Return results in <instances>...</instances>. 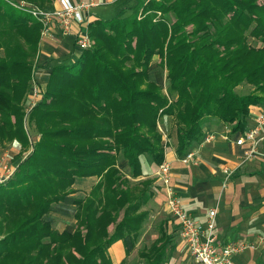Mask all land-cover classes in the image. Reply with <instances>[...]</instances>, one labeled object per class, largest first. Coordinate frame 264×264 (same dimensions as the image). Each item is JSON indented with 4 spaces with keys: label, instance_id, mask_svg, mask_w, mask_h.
I'll use <instances>...</instances> for the list:
<instances>
[{
    "label": "trees",
    "instance_id": "16d2710c",
    "mask_svg": "<svg viewBox=\"0 0 264 264\" xmlns=\"http://www.w3.org/2000/svg\"><path fill=\"white\" fill-rule=\"evenodd\" d=\"M39 31L0 0V145L31 148L0 185V264H113L110 246H135L149 216L155 181L132 180L141 155L164 161L161 118H171L181 158L201 142L205 123L243 131L250 109L264 106V0H115L111 18L87 24L90 49L45 66L46 83L26 111ZM155 56L166 94L148 78ZM244 85L250 90L237 92ZM92 177L73 200V232H58L47 221L52 206L76 193L75 180ZM168 230L164 222L137 250L141 264L166 261Z\"/></svg>",
    "mask_w": 264,
    "mask_h": 264
},
{
    "label": "crops",
    "instance_id": "0c3cea01",
    "mask_svg": "<svg viewBox=\"0 0 264 264\" xmlns=\"http://www.w3.org/2000/svg\"><path fill=\"white\" fill-rule=\"evenodd\" d=\"M71 1L73 4L96 3L98 7L91 9V12L98 18L104 19L101 17L103 14L99 15L101 14L99 13V7L111 4L115 0ZM52 7H58V0ZM37 52L36 63L39 67L36 69L34 79L38 86H43L49 74V70L45 66L49 62L54 63L63 60L70 53L76 55L80 51L76 50L72 36L63 37L58 27L53 25L52 39H42L40 37ZM148 76L150 78L149 71ZM29 103L27 95L24 102L25 110L29 107ZM260 110H264V106L252 107L246 120L245 129L236 133H231L228 127L216 120L205 123L203 137L212 134L215 135V139L208 144H202L201 140L190 150L195 153L197 164L186 166L181 163L179 156L176 154L177 140L175 134L173 138H163L165 144L164 161L168 162L171 167V187L183 203L184 211L198 220L199 223L204 224L207 210L210 208L216 209L215 234L220 244L237 241L247 244L248 247L244 252L232 257L235 264H264V125L259 133V136L263 139L252 158L244 159L245 152L250 148L248 143H244L242 146L235 145L236 139L253 127L254 120ZM160 121L158 125L160 133L167 134L170 132L171 118L165 116ZM25 156H27V150L21 152V145L16 140L3 142L0 145V157H6L15 167ZM139 159L141 176L132 181L136 183L147 179L154 180L158 166L152 162L147 154L141 155ZM119 165L121 167L119 169L127 175L129 170L126 162L121 160ZM224 170L231 172L227 180H225ZM96 181L97 179L94 177L75 180L73 185L76 190L75 194L83 193L85 195ZM154 184L157 188L152 189L153 197L151 200L164 203L165 210L169 214L163 187L159 188L161 186L159 182H154ZM78 190H84V192ZM65 200L66 198L62 203L54 205L49 214L54 215L52 212L67 214L69 209L64 204L68 201ZM74 212H72V225L75 223L73 219ZM47 221H49L48 218ZM172 222L178 229L176 221L173 219ZM163 223L160 222L156 228L157 236L158 228ZM166 225L168 227L167 222ZM73 230L74 226L67 229L64 227L57 229L60 233L64 231L71 233ZM127 242L129 240L126 243L118 241L108 249L107 254L113 264H119L125 260L127 253L125 248L129 244ZM234 257L235 259L239 258L234 260Z\"/></svg>",
    "mask_w": 264,
    "mask_h": 264
},
{
    "label": "built area",
    "instance_id": "2783aa9c",
    "mask_svg": "<svg viewBox=\"0 0 264 264\" xmlns=\"http://www.w3.org/2000/svg\"><path fill=\"white\" fill-rule=\"evenodd\" d=\"M6 2L16 10L33 18L40 25V37L42 39H52V29L53 25H55L63 37H73L75 48L78 51H85L91 48L92 40L87 32V24L93 20L90 10L98 7L96 3L73 4L71 0H58L57 8L47 10L24 1L12 2L6 0ZM83 24L86 25L85 32L82 30ZM39 94V86L35 79L32 78L31 89L28 94L30 103L26 111H29L36 104ZM263 125L264 110H260L255 118L253 127L236 139V146H242L244 143L250 145V148L245 152V160L254 156L259 143L262 141L263 138L259 136V132ZM214 139L215 135H205L202 139V144L211 143ZM180 161L186 166L198 163L193 151H189L182 156ZM16 170L17 167H10L0 157V185L10 181ZM223 172L226 177L225 180H227L231 172L225 170ZM154 176L164 189L168 212L176 221L180 240L186 246L195 264H235L232 257L244 252L248 246L238 242L220 244L215 234L216 209H209L205 223H199L198 220L184 211L183 203L175 195L171 187L170 164L163 161L157 167Z\"/></svg>",
    "mask_w": 264,
    "mask_h": 264
},
{
    "label": "rangeland",
    "instance_id": "374dc122",
    "mask_svg": "<svg viewBox=\"0 0 264 264\" xmlns=\"http://www.w3.org/2000/svg\"><path fill=\"white\" fill-rule=\"evenodd\" d=\"M13 1L17 2V0H13ZM24 1L29 2L31 4H35L37 6L40 5L42 7H51L57 0H24ZM16 11H18V10H16ZM18 12H20V11H18ZM20 13H22V12H20ZM99 13H101V14H99L100 16L103 14L101 17L104 19L111 18L112 14H113V3L100 6L99 7ZM22 14H24V13H22ZM90 14L93 16L92 19H94L95 17H98V16H95V14H93L92 12H90ZM24 15H26V14H24ZM26 16H28V15H26ZM30 19L35 22V20L33 18L30 17ZM85 27H86V25L83 24L82 25L83 32H85ZM250 43L252 45H254V42L250 41ZM92 45H93V41H92ZM76 50H77V48H76ZM37 56H38V52L36 51L34 54L33 60H32V65H33L32 66L33 67L32 68L33 69L32 76H33V78H35V75H36L37 67L35 68L34 65H36ZM158 61H159L158 57L155 56L152 60V65H151L152 67H150V70H149L150 78H149V76H148V78L150 81H154L156 84H158L162 88L163 93L166 94L165 92H166V89L168 86V83L166 81V72H165V70H163L157 66ZM30 89H31V83H30ZM249 90H250V88L248 86L244 85V86L239 87L237 89V92H239L240 94H245ZM170 127H171V130L167 134H164L163 132H161L162 136L164 135V137H163L164 139L173 138V135L175 134V127L173 125L172 120L170 123ZM26 129L28 130V127H26ZM158 130H159V127H158ZM28 131L30 133V137H29L30 140L29 141L32 142V140L35 139V137H36V133L33 132L32 128L29 129ZM159 132H160V130H159ZM30 149L31 148L27 149V154L30 152ZM2 159L10 167L14 166L11 162L8 161L9 159H7L6 157H4ZM22 160L23 159H21L17 164H20V162ZM120 162H121V160L118 163V167L121 169V167L119 165ZM225 179H226V177H225ZM157 182H159V181H157V179H156L155 183H157ZM159 185H161V183ZM80 186H83V185H80ZM160 187H162V185L159 186V188ZM154 188H157L155 186V184H154V187L152 189H154ZM163 191H164V189H163ZM79 192H84V190H81ZM83 197H84L83 193L73 194V195L66 197L65 201H68V202H66V204H64V206L68 207V209H69L67 214H62V213L57 214V212L56 213L52 212L54 215L49 214V216H47L50 224L53 225L52 227L55 230L61 229L62 227L67 229L70 226H74L71 224L72 223V212L74 211V207L72 206V201L74 199H82ZM53 208H54V206H52V209ZM144 209L148 211L149 216L143 224V228L141 229L140 237L138 238V242L136 243V245L132 246L130 244V242H127L129 244L126 246L125 252H128L129 256L127 257L128 253H126V255H125L126 264H141L142 263L136 257L137 256L136 252H137V250H139L143 247H149L150 244L155 240V238L157 237L156 228L160 222H167L169 231H173L172 232L173 248H172L168 258L166 259V261L163 264H195L194 260L189 255L186 246L184 245L183 242H181L180 236H179V231H178L177 227L174 225V223L172 222L173 217L170 214H168L167 211L165 210L164 203L154 202V201L150 200L148 202V204L144 207ZM210 209H214V208H210ZM111 230H112V228H109L108 232H111ZM238 243H244V242H238ZM244 244H246V243H244ZM238 258L235 259V257H234V260H237Z\"/></svg>",
    "mask_w": 264,
    "mask_h": 264
}]
</instances>
